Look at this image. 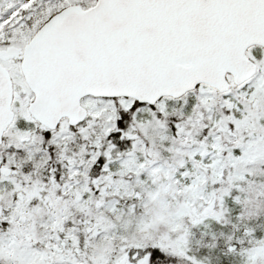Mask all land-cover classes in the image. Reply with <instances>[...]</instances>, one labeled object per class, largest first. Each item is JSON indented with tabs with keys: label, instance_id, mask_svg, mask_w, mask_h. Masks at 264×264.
<instances>
[{
	"label": "snow or ice",
	"instance_id": "1",
	"mask_svg": "<svg viewBox=\"0 0 264 264\" xmlns=\"http://www.w3.org/2000/svg\"><path fill=\"white\" fill-rule=\"evenodd\" d=\"M0 264H264V0H0Z\"/></svg>",
	"mask_w": 264,
	"mask_h": 264
}]
</instances>
